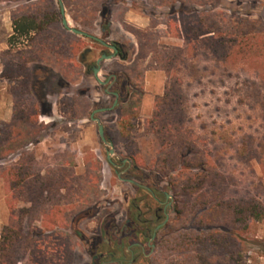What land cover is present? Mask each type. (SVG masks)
Returning <instances> with one entry per match:
<instances>
[{
  "label": "rangeland",
  "instance_id": "rangeland-1",
  "mask_svg": "<svg viewBox=\"0 0 264 264\" xmlns=\"http://www.w3.org/2000/svg\"><path fill=\"white\" fill-rule=\"evenodd\" d=\"M199 1L192 4V12L198 16L209 11L199 17L206 19L204 30L207 26L209 29L231 26L238 31V39L230 44L222 36L214 53L209 43L181 32L179 13L175 16L178 33L162 28L152 32V37H145L151 38L147 48L150 60L157 59V65L147 59L145 69L164 74L163 95L153 99L148 117L141 116L145 91L143 78L139 77L129 89L130 111L135 114L130 116L128 130L121 129L115 114L104 117L113 127L112 160L117 164L128 160L123 167L129 165L128 176L115 174L105 159L109 147L100 142L96 131H87L91 128L89 123L81 129L72 126L68 131L41 130L34 141L45 140L44 146L27 144L22 149L19 146L29 140L31 132H19L10 122L1 125L0 179L8 209L3 227L10 226L17 234L11 247L18 264H36L43 258L49 264H91L93 257L107 252H115V259H119L127 241L140 239L139 230L152 231L163 221L162 215L154 220L153 212L158 205L146 190L121 179L133 180L148 189L155 187L173 199L178 198L180 212L186 215L194 213L195 208H204V202L205 207L209 206L211 199L256 200L264 207V0H215V5L208 8ZM25 2L0 0V45L12 33L11 12ZM55 3L59 11L56 0ZM188 4L175 7L186 11L190 9ZM163 14L161 11L159 15ZM154 34L160 48L155 53ZM26 42L22 38L16 40L13 50H23ZM3 57L4 61L10 60L9 55ZM110 67L105 64V69ZM2 70L3 81L8 84L9 66ZM157 98L163 100L157 102ZM170 99L174 100V106L172 116L166 119L164 113ZM154 112L160 126L147 132L145 121ZM173 144L181 150L188 148L192 154H184V161L179 163L181 152L170 151ZM127 150L141 160L140 166H135L126 155ZM166 156L174 161L163 162ZM156 160L161 161L157 172L151 170ZM96 164L99 166L95 169ZM203 166L206 175L198 171ZM15 171L20 177L14 180L10 177ZM37 172L42 181L38 180ZM97 175L100 179H96ZM211 184L214 190L209 189ZM185 193V198H181ZM217 209L212 212L210 209L199 222L218 230L207 235L213 243L198 251L196 260L192 258L196 254L192 240H186L194 233L182 231L184 227L188 229L191 221L184 217L177 219L173 204L167 223L160 229L169 223L160 246L147 258L136 252L134 264H264V218L244 229ZM50 210L52 214L47 217ZM72 219H76L74 232L78 235L72 243L64 236L49 235L54 230L72 234L69 228ZM128 220L130 226L126 225ZM125 227L131 231L126 243L121 241L128 235L127 231L122 232ZM226 237L231 240L222 244ZM199 238L195 236L193 240ZM5 262L0 259V263ZM100 262L97 258L96 264Z\"/></svg>",
  "mask_w": 264,
  "mask_h": 264
},
{
  "label": "crops",
  "instance_id": "crops-1",
  "mask_svg": "<svg viewBox=\"0 0 264 264\" xmlns=\"http://www.w3.org/2000/svg\"><path fill=\"white\" fill-rule=\"evenodd\" d=\"M170 1L68 0L71 4L70 7L66 9L64 6L68 25L70 27L81 26V22L83 23L84 19L86 20V22L84 21V24H86V32L80 31L96 38L103 39V31L101 28L102 20L107 19L109 21L108 35L103 40L106 43L120 45L126 53L127 58L122 60V58L115 57L111 60L104 61L98 78L103 81V78L110 72L113 74L120 72V80H123L122 75H124L129 78L131 85L132 82H136L137 78L142 77L145 94L141 102V116L148 117L153 99L156 96L161 97L163 95L165 90V77L161 71L145 69L146 65L144 63L147 59L150 63L151 53H147L145 58L140 60H137V55L139 48H141V43H150L151 38L148 39L145 37H152V32H156V30L162 28L171 32V28L168 25L169 23L171 25L170 18H172L170 17V6L168 5ZM95 3H100V7L96 20L92 22L90 17L83 16L82 10L86 12L91 10L92 4ZM176 4L180 3L175 2ZM73 9L78 10L76 23L72 19ZM161 11L164 12L162 16L159 15ZM12 34L13 29L8 38ZM77 37L81 38L89 46L82 49L76 56L71 55L68 57L62 52H59L56 46L52 48L47 47L45 50V48H37L32 44H27V42L23 50L18 49L15 51L25 56L26 59L25 68L29 72L27 99L39 111L36 120L37 126H43V130L57 129L58 131H68L72 126L81 129L83 124L89 123L91 128L87 129V131H96V136L99 138L97 126H94L96 123L91 121L90 116L94 110L106 107L111 102V97L102 91L100 84L97 83L94 76L88 73L87 64L81 61V56L84 52L92 51L93 56L96 58L100 49L91 47L92 43L90 39L81 36ZM154 37L157 38L156 35ZM155 38L153 41V49L157 50L160 48L156 46ZM60 46H62L61 43ZM8 49L7 42L0 45V128L3 123H13V114L15 112L14 99L11 93L12 85L3 81L1 54ZM76 62L80 66H76ZM105 64L111 65L112 67L105 69ZM33 84H37L35 88H33ZM129 99H131V94L129 95ZM83 101L89 103V111L84 109V105H81V107L78 105V102L82 104ZM108 115L113 114L97 117L100 118L103 126L109 124V122L104 120V117ZM117 123L120 125L118 121ZM44 141L41 142L38 139L35 144L31 145L41 147L44 146ZM7 210L4 183L0 179V238L3 226L7 223Z\"/></svg>",
  "mask_w": 264,
  "mask_h": 264
},
{
  "label": "trees",
  "instance_id": "trees-1",
  "mask_svg": "<svg viewBox=\"0 0 264 264\" xmlns=\"http://www.w3.org/2000/svg\"><path fill=\"white\" fill-rule=\"evenodd\" d=\"M64 6L66 9L70 7V2L68 0H62ZM175 2L179 3H186L189 5L188 10H177L175 7ZM201 6L203 7H210L215 5V0H201L199 1ZM192 4H198V0H171L168 5L170 6V21L174 24L170 25L168 24L171 29H173L175 32H178L177 26L175 25L176 19L175 16L177 13H179L180 16V25H181V32L185 34L186 37L192 38V36L195 39H202L204 42H207L210 44V47L214 53H216L218 50L216 49V43L221 42L222 36H226L228 38V41L230 44L236 42L238 39V31L231 27L227 26L225 29L222 28H207L204 30L202 28L203 21L206 19H201L199 17L203 16L206 13H209L208 10L203 12L202 14H197L198 16H195L192 13ZM16 10L11 12V19H12V29L13 34L8 38V51L1 54V62L3 64V69H5L7 66H9V81L8 84L12 85L11 93L14 99V106H15V112L13 114V124L16 125L19 132L21 131H29L31 134L28 136V141L24 142L22 145L19 146L20 149L24 148L27 144H35L37 141H34L38 136L41 130H43V126H37L36 120L39 115V111L35 105H33L31 102L28 101L27 95H28V86H29V72L25 68L26 59L25 56H22L18 54L16 51H13V44L16 42V40L22 38L27 40V44H32L34 47H41L42 49L47 47H53L56 46L58 48L59 52H62L66 56L70 57L71 55H77L82 49L85 47H88L89 44L84 42L81 38L77 37L76 35L67 32L63 29L61 25V16L59 11L57 10V6L55 3V0H26L24 5L17 6ZM100 3L92 4V9L88 10L87 12L82 10L83 16L86 15L87 17H90L92 22L96 20L97 18V12L99 11ZM35 9V10H33ZM78 15V10L73 9V21L76 23ZM82 16V15H81ZM85 17V16H84ZM81 22V26H75L76 29L82 30L86 32V24ZM108 23L109 21L107 19L102 20L101 28L103 29V39L107 38L108 35ZM81 27V28H80ZM223 30V31H222ZM233 37V38H232ZM236 39V40H235ZM92 43L91 47L102 49V47L94 42L90 41ZM60 43L62 46H60ZM148 42H145V44L141 43V48H139V53L137 55V60L145 58L146 54L148 53L147 48ZM54 52V51H53ZM155 52H159L154 50ZM14 54V55H12ZM167 55L166 53H164ZM4 55H9L10 60L4 61ZM84 56L81 57V61L83 63H86L88 66L93 67L94 62L96 58L93 56L92 51H86L82 54ZM74 57V56H73ZM152 64L157 65V59L152 58L151 60ZM76 66H80L77 62L75 63ZM4 73V72H3ZM20 78V79H19ZM165 94L164 96H166ZM167 98V97H165ZM163 100V98L158 99L157 102ZM168 100V99H166ZM172 99H170L168 103V110L164 113V117L167 119L168 117L172 116V108L174 106V103H172ZM156 102V103H157ZM171 102V103H170ZM81 107V105H84V109L86 111H89V103L83 101L81 104L78 102ZM130 105H131V99H129L126 103H121L118 108L115 110L114 114L117 116V121L120 123L122 130H128L129 125V119L130 116L135 114L130 111ZM87 115V114H86ZM89 116V114H88ZM87 116V117H88ZM158 116L156 112L153 113V116L150 120L145 121V131L149 132L151 129L154 130L155 128L160 126V123L157 120ZM113 127L109 124L104 125L105 135L109 141H111L114 145V138L111 134V129ZM160 129H165L164 127H160ZM30 141V142H29ZM26 143V144H25ZM188 148L180 149L176 147L174 144L171 145L170 151L180 153V159L178 160L179 163H182L184 161V154L186 156H190L192 152ZM22 155V154H21ZM126 155L131 158V161L135 163V166H140L141 160L133 154L130 150L126 151ZM174 161L173 158H169L168 156L165 157L163 162L169 163ZM95 163H99V161H95ZM151 170L159 171L161 161L156 160ZM99 166V164H98ZM96 164V168H98ZM185 171H187V168H184ZM199 173H202L203 175H206V170L203 167H201L199 170ZM38 180H43V177L39 174V172L36 173ZM20 177L19 174L15 171L13 175H11V179H16ZM77 179H80L79 176H74ZM96 179H100V176L97 175ZM209 189L214 190L215 186L213 184L209 185ZM138 189V188H137ZM9 191V188L7 189ZM185 195H181V198H185ZM174 206L176 210V218L184 217L185 219H189L191 222L187 227H184L182 231L184 233H194L193 237L191 236L186 237V240L188 241L190 238L191 246L195 249L196 254L192 256L194 260L197 259L198 251L203 249L204 247H207L206 244L212 245V238H207V235L210 233H217L218 228L209 225L204 224L201 225L199 222L202 221L204 216L213 211L212 209L218 208L217 210H220L222 212V215L229 216L231 220L236 224H241L242 227L245 229L247 226L255 221H260L264 218V207L257 202L256 200H249V201H221L218 202L216 200H210L209 206L205 207L206 203L204 202V208L201 209H194V213H188L187 215L183 212H180V202L178 198H174ZM56 208V207H53ZM9 210L11 212L10 206ZM52 214V210L47 213V217H50ZM76 220V219H75ZM74 219L70 221V231L72 234H65L63 235L57 230H54L49 233V235H54L57 238L58 237H65L69 240L70 243L73 242L74 238H76L77 233L74 232V227L76 226V222ZM48 226H53L54 224H47ZM169 229V223L159 231L156 241V247L160 246L161 241L160 238H164L165 232ZM187 235V234H186ZM13 236L17 237V234H14L10 230V226H5L2 229L1 232V238H0V259L3 261H6L5 264H18L17 259L13 255L12 250V243H13ZM188 236V235H187ZM197 236L200 237L199 239L193 240V238ZM205 237V240H202L201 238ZM211 239V240H208ZM164 240V239H163ZM231 239L226 237L225 241L222 242L224 244L225 242L228 243ZM160 241V243L158 242ZM194 241V242H193ZM71 246V245H70ZM34 249H37L40 251L41 249L39 247H35ZM43 252V251H42ZM60 253V252H59ZM45 254V253H44ZM4 264V263H0ZM36 264H49L48 260L36 261Z\"/></svg>",
  "mask_w": 264,
  "mask_h": 264
},
{
  "label": "flooded vegetation",
  "instance_id": "flooded-vegetation-1",
  "mask_svg": "<svg viewBox=\"0 0 264 264\" xmlns=\"http://www.w3.org/2000/svg\"><path fill=\"white\" fill-rule=\"evenodd\" d=\"M102 31H103V29H102ZM101 40H103V39H101ZM96 43H98V42H96ZM107 44L116 47V49H117L116 57L117 58H122V60H125L127 58L126 53L123 51V49H122V47L120 45L115 44V43H107ZM99 45L102 47V49H100V52H99L98 56L96 57V60L102 54L109 55V54L113 53V51L111 49L106 48V47H104L101 44H99ZM81 57L83 58L84 56H81ZM96 60L94 62V66L93 67H90V66L87 65L88 73L91 74V75H93V69L96 67ZM101 67H102V64H101ZM120 76H121L120 72L117 73V74L116 73L113 74V73L110 72L109 74H107V76L105 78H103V82L105 84L100 85L102 91L105 92V90L109 87L108 91L110 93L117 94V98L113 94H108L111 97V102L108 103V105L106 107L98 108L96 110L109 109V108H111L113 106V104H114V102L116 100H117V104L114 107V109L111 110V111L95 114L94 115L95 118H97L100 115H106V114H113L114 115V112L118 108V106L121 103H126L129 100V95H130L129 94V89H130L129 78L124 76V75H122V79L123 80H120ZM36 85L37 84H33V88H35ZM98 119L100 120V118H98ZM104 133H105V130H104ZM105 137H106V135H105ZM106 139H107V137H106ZM113 146H114V144H113ZM105 159H106V153H105ZM125 161H127V162H125ZM128 162H129L128 160L123 159V160L119 161L120 164L116 163L118 165V168H114L112 166L111 167L114 168L116 175L118 173H123L125 175L127 174L126 176H128L127 170L129 168V165L126 168H123L124 165L127 164ZM118 170H120V171L118 172ZM146 192L156 201V203L158 205V208L156 209V211L153 212L154 220L155 221L159 220L161 215H162L163 216V221L158 223L156 225V227L152 231L149 228H144L142 230H139L138 232H139V235H140V239H138V241H134V242H131V243L127 241L128 244L125 246V250H123V254L121 255V257L119 259H115V257H116V253L115 252L101 253L99 257H93L91 264H96V259L97 258L101 259V262L99 264H134V262L136 260V252L138 254L140 253L141 255H143L146 258L150 257L154 253V251L156 249V236H157V233L167 223L166 222L164 225H162L164 223L165 219H166V216H168V211L172 210V208H173V204H174L173 200L174 199L172 197L169 198L168 197L169 196L168 193H166L165 191L157 189L155 187H153V188L149 187V190H146ZM150 210H152V209L150 208ZM139 222L140 223L142 222L143 225L145 224V221H139ZM129 223H130V221L128 220L126 225L130 226ZM157 228H158V230H157V232H156V234L154 236V232H155V230ZM124 231H127L126 227L122 229V232H124ZM128 232H131V231H127V234H128ZM128 238H129V234L124 236V237H122L121 241L126 243V239L128 240ZM118 239H120V238H118ZM116 249H119V247H116ZM146 250H148L147 253H145ZM126 254L129 255V258L126 257Z\"/></svg>",
  "mask_w": 264,
  "mask_h": 264
},
{
  "label": "water",
  "instance_id": "water-1",
  "mask_svg": "<svg viewBox=\"0 0 264 264\" xmlns=\"http://www.w3.org/2000/svg\"><path fill=\"white\" fill-rule=\"evenodd\" d=\"M56 2H57V4H58L59 12H60V16H61V25H62V27H63L65 30H67V31H69V32H71V33H73V34H75V35H77V36H81V37H84V38H88V39H90V40H93V41H95V42H98L99 44H101V45H103L104 47L109 48V49H111V50L113 51V53H112V54H109V55H107V54H102V55L96 60V67L93 69V76H94V78L96 79L97 83L100 84V85L105 84L103 81H101V80L98 78V74H99L100 69H101V64H102L104 61H108V60H111V59H113V58L116 57V54H117V49H116V47L107 44L106 42H104L103 40H101V39H99V38H96V37H94V36L88 35V34L82 32V31H80V30H77V29H75V28L70 27V26L68 25L67 20H66V17H65V10H64V5H63V3H62V0H56ZM108 88H109V87H108ZM108 88L105 90V93H107V94H113V95L117 98V94H115V93H110V92L108 91ZM116 104H117V100L114 102V104H113V106H112L111 108H109V109H99V110H95V111H93V113H92L91 116H90L91 121H93V122L96 123V126H97V132H98L99 139L101 140V142H102L105 146L109 147V149H108L107 152H106V160H107L108 164H109L110 166L114 167V168H118V165H117L116 163H114L113 160H112V157H113V155H114V146H113V144H112L110 141H108V140L106 139V137H105V133H104V127H103V124L101 123V121H100L98 118H95L94 115H95V114H98V113H103V112L111 111V110L114 109V107L116 106ZM125 162H127V161H125ZM125 162H124V163H125ZM120 174H121V173H118V174H117L118 177L120 176ZM121 180L124 181V182H126V183H129V184H132V185H135V186L141 187V188H143V189H145V190H149L146 186H144V185H140V184H138L137 182H135V181H133V180H125V179H121ZM168 197L170 198V196H168ZM167 220H168V216H166V219H165V221H164V223H163L162 225H164V224L167 222ZM158 228H159V227H158ZM158 228L155 230V232H154V236H155V234H156Z\"/></svg>",
  "mask_w": 264,
  "mask_h": 264
}]
</instances>
